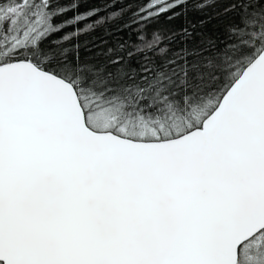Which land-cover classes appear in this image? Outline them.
Instances as JSON below:
<instances>
[{
	"label": "snow or ice",
	"instance_id": "6c2138e0",
	"mask_svg": "<svg viewBox=\"0 0 264 264\" xmlns=\"http://www.w3.org/2000/svg\"><path fill=\"white\" fill-rule=\"evenodd\" d=\"M0 264H264V0H0Z\"/></svg>",
	"mask_w": 264,
	"mask_h": 264
},
{
	"label": "trees",
	"instance_id": "16d2710c",
	"mask_svg": "<svg viewBox=\"0 0 264 264\" xmlns=\"http://www.w3.org/2000/svg\"><path fill=\"white\" fill-rule=\"evenodd\" d=\"M152 27H156V25H153ZM149 31H151V28L149 29ZM96 35H97V36H99L100 34H99V33H97ZM123 35H125V36H126V35H127V33H124ZM133 39H135V36H133Z\"/></svg>",
	"mask_w": 264,
	"mask_h": 264
}]
</instances>
